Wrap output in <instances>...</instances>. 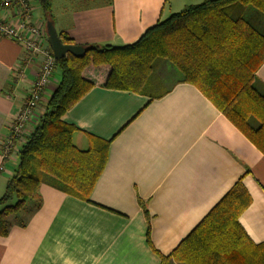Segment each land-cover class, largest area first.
<instances>
[{
  "label": "crops",
  "instance_id": "obj_1",
  "mask_svg": "<svg viewBox=\"0 0 264 264\" xmlns=\"http://www.w3.org/2000/svg\"><path fill=\"white\" fill-rule=\"evenodd\" d=\"M202 1L50 0V7L57 34L73 45L122 47ZM34 4L31 23L44 27ZM91 70L95 86L62 121L74 128L77 150L106 145L104 169L87 201L41 185L38 201L8 217L0 264H161L238 182L250 199L239 224L252 243H264V153L166 60L153 62L140 94L103 88L105 76ZM38 71L18 43L0 38V197L17 164V156L4 159L2 145ZM58 82L55 70L26 130ZM254 85L264 91V62Z\"/></svg>",
  "mask_w": 264,
  "mask_h": 264
},
{
  "label": "trees",
  "instance_id": "obj_2",
  "mask_svg": "<svg viewBox=\"0 0 264 264\" xmlns=\"http://www.w3.org/2000/svg\"><path fill=\"white\" fill-rule=\"evenodd\" d=\"M35 2L43 23L52 21L50 0ZM235 5L250 6L264 16V0H203L157 23L131 45L89 46L81 58L67 55L56 61L59 82L33 130L16 143L17 164L0 197V237L8 234V217L39 200L41 185L87 201L100 177L106 145L77 150L71 138L74 128L62 121L95 86L88 68L105 76L103 88L140 94L153 62L166 60L181 82L198 89L264 153V91L254 85L264 62V31L230 17L228 10ZM58 37L72 44L66 35ZM249 202L242 184L236 183L161 264L171 259L178 264H264V243H252L238 221Z\"/></svg>",
  "mask_w": 264,
  "mask_h": 264
},
{
  "label": "built area",
  "instance_id": "obj_3",
  "mask_svg": "<svg viewBox=\"0 0 264 264\" xmlns=\"http://www.w3.org/2000/svg\"><path fill=\"white\" fill-rule=\"evenodd\" d=\"M31 0H0V13L13 11L14 18L3 21L0 18V38L18 43L35 62L39 71L27 98L20 110L9 124V133L3 143L4 159L17 156V142H24L30 131L26 130L31 123L35 110L41 101L44 90L56 70L55 60L46 46V35L43 25L31 23ZM23 29L25 33H20ZM14 76L20 78L21 71L17 68ZM15 143V144H14Z\"/></svg>",
  "mask_w": 264,
  "mask_h": 264
},
{
  "label": "water",
  "instance_id": "obj_4",
  "mask_svg": "<svg viewBox=\"0 0 264 264\" xmlns=\"http://www.w3.org/2000/svg\"><path fill=\"white\" fill-rule=\"evenodd\" d=\"M44 30L46 43L55 61L64 59L67 55L75 58H81L84 55L87 48L79 45L63 44L61 42L51 20L44 22Z\"/></svg>",
  "mask_w": 264,
  "mask_h": 264
},
{
  "label": "rangeland",
  "instance_id": "obj_5",
  "mask_svg": "<svg viewBox=\"0 0 264 264\" xmlns=\"http://www.w3.org/2000/svg\"><path fill=\"white\" fill-rule=\"evenodd\" d=\"M33 6L38 10L39 6L37 4H34ZM228 13L230 17L232 18L241 17L247 20L248 22H250L260 32L264 31V16L257 14L255 10L250 6L235 5L232 8H230V10H228ZM37 14L38 12H35L34 16L36 17Z\"/></svg>",
  "mask_w": 264,
  "mask_h": 264
}]
</instances>
